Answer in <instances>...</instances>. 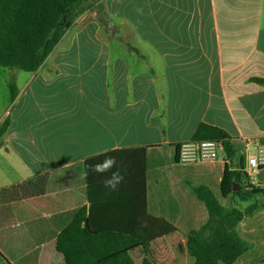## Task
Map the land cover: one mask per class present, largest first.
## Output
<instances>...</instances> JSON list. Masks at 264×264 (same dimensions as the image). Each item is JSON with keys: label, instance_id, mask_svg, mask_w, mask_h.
<instances>
[{"label": "crops", "instance_id": "1", "mask_svg": "<svg viewBox=\"0 0 264 264\" xmlns=\"http://www.w3.org/2000/svg\"><path fill=\"white\" fill-rule=\"evenodd\" d=\"M88 5L36 71L0 67V123L8 121L0 137V264H64L56 239L89 208L85 164L139 147L147 211L176 228L152 243V264H192L177 244L208 215L185 182L207 186L222 206L246 204L221 196L222 172L264 147V0ZM201 123L227 134L231 157L178 160L175 145L191 141ZM126 155L111 156L110 171L91 167L93 193L113 173L133 176L139 156ZM250 182L264 187V166ZM236 231L249 248L234 264H264V207ZM160 244L177 256L160 258ZM127 252L142 264L140 246Z\"/></svg>", "mask_w": 264, "mask_h": 264}, {"label": "trees", "instance_id": "2", "mask_svg": "<svg viewBox=\"0 0 264 264\" xmlns=\"http://www.w3.org/2000/svg\"><path fill=\"white\" fill-rule=\"evenodd\" d=\"M83 2L85 0H0V67L36 71L78 16ZM9 92L13 100L12 81ZM7 127L5 119L0 123V137ZM191 140L220 142L226 157L233 155L227 134L217 127L201 123ZM179 147L175 145L177 155ZM145 151V147L113 150L97 158L103 162L107 157L137 152L139 166L132 167L133 176L120 179L114 188L105 184L110 178L101 179L96 189L92 187L94 193L91 174L89 176L92 166L89 162L85 164L89 208L87 211L80 208L56 239V249L63 256L64 264H136L127 249L137 245L144 255L142 264H152V243L176 231L166 219L147 211ZM123 182L129 185L127 192ZM244 182L239 170L225 166L219 183L221 196L247 203L244 208L222 206L207 186L185 182L204 204L208 215L204 224L187 233L184 245L177 244L178 252L186 253L192 264H234L249 248L238 235L236 226L264 207V187L249 185L245 189ZM236 185L238 189L234 191Z\"/></svg>", "mask_w": 264, "mask_h": 264}, {"label": "built area", "instance_id": "3", "mask_svg": "<svg viewBox=\"0 0 264 264\" xmlns=\"http://www.w3.org/2000/svg\"><path fill=\"white\" fill-rule=\"evenodd\" d=\"M218 152H222L226 157L220 142L191 140L180 145L178 160L183 163L211 161L217 158ZM262 166H264V147L258 146L256 147V153L248 154L245 158V163L237 169L244 175L245 189L249 185H253L250 182V178Z\"/></svg>", "mask_w": 264, "mask_h": 264}, {"label": "clouds", "instance_id": "4", "mask_svg": "<svg viewBox=\"0 0 264 264\" xmlns=\"http://www.w3.org/2000/svg\"><path fill=\"white\" fill-rule=\"evenodd\" d=\"M116 164L114 157H107L103 162L96 164L92 166V170L97 173H104L107 171H110L112 167H114ZM122 179V177L119 176V173H113L112 177L105 181L106 186L115 187L116 184L119 182V180Z\"/></svg>", "mask_w": 264, "mask_h": 264}, {"label": "rangeland", "instance_id": "5", "mask_svg": "<svg viewBox=\"0 0 264 264\" xmlns=\"http://www.w3.org/2000/svg\"><path fill=\"white\" fill-rule=\"evenodd\" d=\"M95 0H85V2H83V4H82V6H81V10H82V8H83V6L84 5H91L93 2H94ZM88 5V6H89ZM218 198L220 199V200H223L222 199V197L220 196V195H218ZM240 205L242 206H246L247 205V203L246 204H243V203H240ZM240 205H238V207H240V208H242ZM175 247H170L169 248V246H166V245H163V244H160V258H162V257H166V259H171V257L174 255V256H177L176 254L177 253H175ZM177 252V251H176ZM169 264H171V263H169Z\"/></svg>", "mask_w": 264, "mask_h": 264}, {"label": "water", "instance_id": "6", "mask_svg": "<svg viewBox=\"0 0 264 264\" xmlns=\"http://www.w3.org/2000/svg\"><path fill=\"white\" fill-rule=\"evenodd\" d=\"M237 189H238V186L236 185V186L234 187V189H233V190L235 191V190H237Z\"/></svg>", "mask_w": 264, "mask_h": 264}]
</instances>
